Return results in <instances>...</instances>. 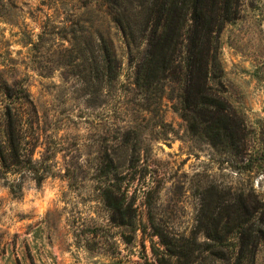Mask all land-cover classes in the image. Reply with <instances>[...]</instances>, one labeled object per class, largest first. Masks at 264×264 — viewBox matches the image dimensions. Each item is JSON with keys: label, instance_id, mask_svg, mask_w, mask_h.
<instances>
[{"label": "rangeland", "instance_id": "374dc122", "mask_svg": "<svg viewBox=\"0 0 264 264\" xmlns=\"http://www.w3.org/2000/svg\"><path fill=\"white\" fill-rule=\"evenodd\" d=\"M105 46L111 80L95 78ZM219 58L207 87L241 117V153L192 133L170 86H139L104 0H0V88H23L35 110L29 159L8 175L19 188L0 179V264H158L155 225L189 235L208 185L264 200V0H240ZM129 214L133 228L119 225Z\"/></svg>", "mask_w": 264, "mask_h": 264}, {"label": "trees", "instance_id": "16d2710c", "mask_svg": "<svg viewBox=\"0 0 264 264\" xmlns=\"http://www.w3.org/2000/svg\"><path fill=\"white\" fill-rule=\"evenodd\" d=\"M104 3L123 31L130 58L136 62L139 86H170L171 93L177 92L182 117L192 133L241 153L245 149L241 117L222 95L207 87L210 75L217 80L223 77L220 33L227 22L238 17L240 0ZM100 41L99 46L106 42ZM104 48L110 53L104 57V68H97L95 78L111 80L116 78L119 65H113V52ZM31 110L35 111L23 88H0V179L6 180L13 193L19 185L8 175L22 170L32 151L27 146L28 129L34 132L35 124L28 121ZM133 204L128 202L127 211H133ZM109 206L118 214L123 203L110 202ZM132 216L118 224L133 228ZM155 229L163 247L155 252L158 264H255L259 246L264 244V200L256 194L220 190L210 184L201 195L196 224L189 235H170L157 225Z\"/></svg>", "mask_w": 264, "mask_h": 264}]
</instances>
